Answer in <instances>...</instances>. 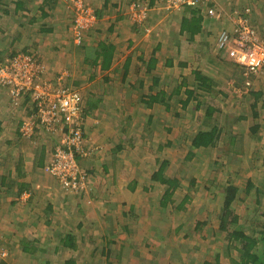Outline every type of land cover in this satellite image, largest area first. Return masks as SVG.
I'll use <instances>...</instances> for the list:
<instances>
[{"label":"rangeland","instance_id":"rangeland-1","mask_svg":"<svg viewBox=\"0 0 264 264\" xmlns=\"http://www.w3.org/2000/svg\"><path fill=\"white\" fill-rule=\"evenodd\" d=\"M75 1L76 0H57L56 5H54L53 9H49L48 11L50 13L49 15H51L50 19H52V27L53 31H55V35L61 36V39H64V42L66 44L63 43V46H68L65 49L66 51L69 50L68 52L70 56L63 53V55L61 54L59 55V57L63 59L64 63L61 64V68H66L70 74L73 73V75H75V82L73 83V77L70 76L69 84H73L76 90L80 89L79 92L83 98V103L92 100V102H94L95 104L94 110L88 111L87 114L84 113V110L82 111L81 133L82 136H84L86 132H89V138L94 137L97 134V136H100V139L97 142L93 143L92 140L90 142L89 139L86 140L85 138H82L81 146L83 149V155L81 154L80 158L84 163H86V161L88 163L91 162L97 167L98 171H101V166L96 163L98 162V160H101L102 157L105 158L104 154H106L107 156L109 155L108 146L111 145L115 147V149L117 148L116 146L122 148V151L114 153V155L121 156L120 158H118V160L121 161V166H123V176L119 177L122 180H120V182L118 181L117 189L112 188L109 190L110 195L114 196L115 194V197L111 200H113L114 203L118 204V207H121L119 210V215L116 217L115 224H112L111 227L112 230L114 228V230L116 231V236L113 234H110V236H115L119 241L117 242V244H120V241L125 239L124 237L126 236V232L124 231L125 233H121V229H123L125 225H128L129 229L131 228V232L127 235V237L132 244V248L136 250L137 256H135L134 254H132L130 258L123 256L121 260H117L116 262L117 258L115 257V254L118 253L116 245L107 246V243L105 241V243L102 244V247L105 246V250L111 252V264L213 263L214 259L212 257V253L214 246L206 247L204 244L198 245L199 243L197 244V246H195V243H197V237H194L192 234H190L188 235V238L185 239V237H183L185 232H189V229H191V226L195 221L202 220V217H204L202 214H204V212H212L209 219V221L211 222L210 228L211 230L213 229L216 232V218L218 216L216 213L220 208L219 194L222 189L229 184L242 186L249 178L253 183H255L257 182V179L259 181L264 177V170L259 167L260 162H253L252 159L248 160L250 158V154H253V152L257 150V148L260 149V147L255 146V143L253 144L249 142L247 136L243 137L244 131L241 130L242 126H239L238 128H236V130L234 129L235 131L240 133L236 134V136L238 135L237 137H239V139L236 140L235 145H228V139H225L219 145H217L218 148H216V150L207 152H200L199 150L197 152L198 156L194 157L191 161L185 160L186 151L183 150V146H180V143H176V139L182 137L181 139H186L187 143L189 144V140L197 130L203 127H208V124H200L201 122L197 121V114L200 113V111H198V113H195L191 110L192 108H194L196 102L190 101V103L187 104V107L183 111H181L182 104L180 102L184 101L186 98V95L183 93V91L185 89L191 90L193 88L192 83L194 79L192 77V72L199 69V71H202L203 73L209 75L214 79L217 88H221L226 91L229 89V81L238 77L239 68H236V66L226 57H217L224 62L223 66H218L217 64H210L208 62L210 59V53L206 55L202 54V49H209V47H211L209 52H211L212 50V45L210 44H212L211 42L214 33L218 32L220 29V22H218L219 18L217 17L219 12H216V16L214 15L216 19L213 18L209 20L206 18L209 21L206 20L207 24L205 25L203 33L199 37H196L198 40V44L202 46V48H198L196 50L197 56L192 51L187 54L185 57L188 61L187 63H184V67H179L174 64L172 69H167L161 67V63L159 64L158 68H161V71L159 72L161 76L164 73V76H166L167 79L173 77L175 80H177V85L180 83L182 77H186V81L188 84L183 87V90L179 95L168 98V102L172 109L170 114L163 111L161 109V105L156 104L152 105L151 107H147L145 106L144 102H139V98L142 94H148L147 88L148 86H150V80L144 78L143 76L144 71L142 70V65L140 64V62L135 60L133 62V66L131 67L130 73L127 75V77H123L119 61L122 62L125 59L124 58L122 60V58L126 55V52H129L130 56L139 54L140 50L138 52L136 49L132 51L131 49L124 50L126 45L124 41H121L122 38L117 40V49L120 52H123L124 50V53H122V56H119L120 59L116 61V64L117 62L119 63L114 67L113 71L107 74L102 73L106 74V78H103L102 76H99L97 78V75L93 72V80H95V78H97V80L90 84L91 75L89 76V74H91L94 69L89 73H84L83 76L81 75V73H79L83 71V67L81 66L80 62L76 63L74 60L78 52L77 48H74L75 45L73 43L74 37L72 31L74 20L76 19V11L74 7ZM82 1L85 6L94 14V9L90 4H88L89 2H87V0ZM138 1L139 0H126L125 6L120 7L121 12L118 14H115V12H111L112 16H105L104 12L106 11L102 12L103 15L101 14L100 22H107L106 19L110 21L112 17V20L115 22L121 21V19H123V24L133 28L132 30L135 31L134 36L137 37L133 36V38L137 39L136 43L141 41L142 38L143 41H149L150 39L151 41H153V36L154 40H156L158 35L155 34L154 30L155 28H160V26L162 25H165V31L175 28V26L177 25L175 21L180 17V14L178 12L182 9H169L167 4L162 0H156L155 5L151 7L150 12H148V1H146L143 6L145 7L147 12V18L141 24L132 21L129 8L136 2L138 3ZM260 1L262 2V0ZM258 2L259 0H257V2H254V0H217V7L220 11V16H223V14H225L224 11H232V13L240 12L245 15L248 14V23L256 26L259 22L257 19H255L254 16H252V10L254 9L253 5H256ZM258 11H260V7ZM60 13L62 14L59 18ZM35 14L39 15L36 12ZM106 15L108 14L106 13ZM254 15L256 16L255 13ZM55 23H57L56 26ZM260 23H262V19H260ZM58 24L61 25V32L59 31L60 29L58 28ZM95 26L96 23L91 28V30L83 34L84 40L90 38L89 35L94 32V29L96 28ZM0 28V52L4 53V50L2 48L8 47L10 44L13 45V43H11V37L13 38L14 36L9 35L8 32L11 31L10 29H3V27ZM125 30L127 31V29ZM21 32V38H28V36L30 35L29 30L21 29ZM32 33H35L34 29H32ZM12 35H14V33H12ZM113 36L117 37V33L112 35L111 32H105L101 34L100 40L106 38L107 42L108 38H113ZM160 38H162L161 35ZM160 38L158 37V40L163 41ZM180 39L184 40V38ZM203 42H206L208 46L204 48ZM17 44L18 42L16 41V45ZM168 45L170 44L168 43ZM168 45L165 42L163 43L164 47ZM22 46L23 44L19 43V46L17 47L9 46L8 50H14L12 51L16 52L14 54H18L22 51L39 54L37 47L36 50L34 48L29 50L28 48L21 49ZM16 48L20 49L16 50ZM7 54L8 53H6L5 55L7 56ZM168 55L171 56L172 53ZM44 66L46 68V64ZM47 71L48 70L46 69V72ZM56 75L57 72H54V77L53 75H51V78L55 79ZM47 78L51 79L49 77ZM141 80L145 81L142 85V88L140 89L138 88V84L141 83ZM99 88H104V90H101ZM169 92H171L170 89L166 91V94H168ZM90 94H94L95 96L92 97L90 96ZM99 94L102 96L100 100L96 97L99 96ZM193 96H196L195 92L193 93ZM197 96V99L200 102L206 103V99L209 96L212 97L213 93L206 94L205 96L202 95L204 96V99L202 98V96ZM215 100H217L221 105V101L218 98H216ZM237 101V99L236 101H234L231 98H227V100L223 102L222 109L224 110V112L222 111V113L217 116V120H219L221 124L231 126L232 116H230L229 114L237 115L239 113L240 106L237 104ZM147 116H152L153 118L151 124L149 125L146 124ZM167 129L168 132L166 131ZM111 134H113L112 138L114 140L116 139L115 141H108ZM36 135H38V138H43V140H45L49 136L46 135L45 132L37 130L32 139H34ZM48 138L51 139L52 144H56V140L54 137L49 136ZM166 140H169L171 142V146L165 145ZM160 144L164 145L162 151H159L157 149ZM259 145L261 146V144ZM101 146L107 147L104 149V151H102L103 148ZM236 152H239L236 154L237 156L234 154ZM244 156H246V166L250 168L251 171L246 172V175H243L245 173L239 171V162H243ZM163 159L168 161L167 168L164 170L165 176L170 178H177L180 183L179 185L181 186L173 196V205L177 206L182 201L185 195L189 197V200L184 204L181 210H173L172 216H169V213L171 212L170 208H167L165 211L156 214L157 211L153 206L154 203H157L156 199L162 195L164 187L157 183H154L153 185L155 186V188L150 189V185L152 184L150 177L152 173L157 171L159 167L158 162ZM214 162L218 163V165H216ZM253 166H256L257 168L254 169ZM84 168H88L89 170H91L88 165ZM84 168L79 166L80 171L86 178L83 190L76 193L75 197L71 199V201H68L69 199H66L69 202L68 210L70 211L75 208H73L75 204H77V207L79 206L77 200H81L84 195H87L89 199L95 198V200H99L98 198H101V193L98 191L99 189L94 192V189L91 187L92 184L90 182L91 178L93 177L92 174L91 177L89 174H87V171L83 170ZM132 172L133 176L130 175V173ZM127 175H130V178L137 180V185H135L132 190L130 189L125 192L120 188H122V186H125L122 185L125 184L122 181ZM191 179H193L194 181L197 180L198 184H200L201 186L197 187L196 191L189 187V180ZM54 180L56 179L54 178ZM130 180L131 179H129V181ZM56 185L51 186L50 184H48L46 187L47 191H44L41 188L34 192H36L35 198H37L38 201L40 200V202H43V200H52L56 208L55 212L59 214L61 207L57 205V202L58 200L63 199V195L61 194L60 190L56 188ZM261 191H263V189ZM208 192H218L217 198H215L214 200H210L206 195V193ZM90 193H92V195ZM88 198H86V200H88ZM238 200L239 202L234 206L235 212L239 213L240 210H242V216H244L240 220L239 226L248 227L250 225L249 218L252 215L259 216L261 209L259 208L254 211V198L250 195L245 196L243 193H241ZM87 203L89 205L91 204L90 201H87ZM131 207L132 210L130 212ZM149 208H152V213L154 216H156V219L159 216V221L150 218L151 215L148 218L147 215L148 212H150ZM120 213H126V216L123 217ZM134 216L137 217L134 218ZM182 222H184L182 228L180 230L176 229L180 223L182 224ZM100 228L101 230H103V235L109 234L105 232L104 226L102 224ZM154 228L158 229V231H156ZM101 230H99V233H101ZM208 233L210 234L211 231L209 230ZM216 235L218 240L221 241L222 236L217 232ZM173 241L177 245L178 250L172 252L173 248L171 247V243ZM97 245L100 248V242ZM95 246L96 245L89 246L88 249L90 250ZM180 246H183V249L187 250V252L191 251L193 260L185 257L186 252H184L183 249H179ZM215 247L218 248L216 245ZM165 248L166 250L162 252L161 250H164ZM177 251H179L181 257H176V254H178ZM87 256L88 253H85L81 257L86 258ZM1 258L2 257L0 256V261L3 262ZM101 259L103 261L105 260L104 257H102ZM50 264L52 263L50 262Z\"/></svg>","mask_w":264,"mask_h":264},{"label":"crops","instance_id":"crops-1","mask_svg":"<svg viewBox=\"0 0 264 264\" xmlns=\"http://www.w3.org/2000/svg\"><path fill=\"white\" fill-rule=\"evenodd\" d=\"M40 1L42 0H0V27H3V29H10L11 31L8 32L9 35L14 36L13 38L11 37V43H13V45L10 44L9 46L17 47L19 46V43H21L23 44L21 49L28 48L29 50H31L33 48H38V57L42 64H46V69L48 70L47 77L51 78V75H53L54 77V72H57L55 78L60 76L62 77V84L75 88L73 84H69V77H73L74 83L75 75H73V73L70 74L66 68H63L64 70L61 68V64L64 63L63 59L59 57V55H63V53L70 56L68 52L69 50L66 51L65 49L68 46H63V43L66 44L64 42V39H61V36L55 35V31H53L52 27V19H50L51 15L45 18L42 17V10L40 9L42 3L39 4ZM125 1L126 0H87V2H89L88 4L93 7L94 12H96V14L100 13V18L102 12L104 11H106L104 12L105 16H112L111 12H115V14L120 13V7L125 6ZM255 1L257 2V0H254V2ZM56 2L57 0H45V7L43 10L47 14H50L48 10L53 9L54 5H56ZM263 2V0L262 2L259 0L256 5H253L255 10H252V16H254L255 19H257L259 22L256 26L248 23V14L245 15L240 12L232 13V11H224L225 14H223V16H220V11L216 6L215 11L217 13L219 12L217 17L219 18L218 22H220V29L218 32L214 33V36L212 34L213 39L211 43L213 44L215 42L214 40H216L218 34L222 30L234 32L238 18L245 19L248 25L255 31L256 35L259 38H263ZM259 7L260 11H258ZM207 8L208 7L203 8L204 13ZM186 9L187 8L184 7L181 11L178 12L180 14V17L175 21V23L178 24L180 22L181 16H183L184 14L186 15ZM35 12L39 15H36ZM106 13L108 15H106ZM204 13L203 15L201 13L203 20L202 30H204L207 21L213 19L206 16ZM254 13L256 14V16L254 15ZM61 14L62 13L59 14V18ZM100 18L96 22V28L94 29V32L89 35V39L84 40L82 46L76 47L77 44L73 41L75 45L73 46L74 48H77L78 52L74 60L76 63L80 62L81 66L83 67V71L79 72L82 76L84 73H89L94 69L91 74H89V76H94V72L97 75V78L99 76L106 78V74L113 71L114 67L117 66L119 62L122 65L126 58L129 57L132 58V60H135V57L140 55V53L142 54L143 59L145 61L147 60L148 55L146 56V54L150 51V45L148 44L152 42L151 39L149 41H143L142 38L141 41L136 43L137 39L133 38V36L135 35V31L132 30L133 28L124 25L123 19H121V21H118V23L113 21L112 17L110 21L106 19L107 22L102 23L100 22ZM206 18L209 20H207ZM260 19H262V23H260ZM56 24L57 23H55V26ZM31 27L32 29H34L35 33H32ZM41 27L50 29L51 33H37V29H40ZM58 28L61 32L60 24H58ZM175 28H177V25L175 26ZM21 29L30 31V35L28 36V38H21ZM125 29H127V31ZM105 32H111L112 35L117 33V37L113 36V38H108L107 42L106 38L100 40L101 34ZM12 33H14V35H12ZM121 38V41H124L126 45L124 50L131 49L132 51L136 49L137 52L141 49L144 50L143 52L139 51V54L130 56L129 52H126V55L122 58V60L124 58L125 59L122 62H117L116 64V61L120 59L119 56H122V53H124V50L123 52H120L117 49V40ZM195 40L197 44V38H195ZM16 41L18 42L17 45ZM99 43L108 45L110 44L114 48L112 63L107 71H100L99 67L92 69L91 62L93 61L94 56H92L93 53L91 54V51L97 49ZM9 46L2 48L4 50L3 56L6 53H8L7 56L15 55L14 53L16 52H12L14 50H8ZM18 49L20 48H16V50ZM207 49H205L204 55L209 53L211 47H209L208 50ZM28 53L30 52L22 51L18 54ZM4 57H6V55ZM242 72V69H239L238 77L229 81V85L227 84L229 89L226 92L227 97L223 98V101H221V108L223 107V102L226 101L227 98H231L234 101H236V99L238 100L237 104L240 106L239 113L237 115H229L232 116L233 121L234 119H240V121L244 123L243 137L247 136L249 142L253 144L255 143V146L260 147V149L257 148V150L253 152V154H250V158L248 160L252 159L253 162H260L259 167L261 168L263 166L262 160L264 158V66L260 71L256 72L255 74H250L246 78L244 77ZM143 74L144 78L150 80V74H146L145 72ZM97 78H95V80H97ZM90 79V84H92L95 80H93L92 78ZM144 81L145 80H141L140 82L144 84ZM246 82L249 83L248 86H246ZM99 89L104 90V88ZM90 96L94 97L95 95L90 94ZM96 97L99 98V100L100 98H102L100 94ZM205 105L206 103H203L201 107H205ZM30 111L31 102L27 97L21 99L19 106L17 108H14L11 105L6 89H2V87H0V256L2 257L1 260L3 261H0V264H35L36 262H38L39 259H37L38 257L36 258V254H34L35 252L31 253L32 250L30 248L29 250L22 249V244H24V247L41 246V248L46 251L43 256L45 258V261H47V263L51 262L52 264H59L60 262H62L63 258H66L69 255L67 252L63 254L60 252V250H56V247H60L61 245L59 242V238H62V235L72 233L73 235L77 234L79 237L83 236L82 239L86 240V244L84 245V247L88 249L89 246L93 245H96L95 247H98L97 244L99 242L101 244L100 247H102V244L105 243L108 234L103 235V230H101L100 228L101 224L104 226L105 232L111 235L116 234L114 228L113 230L111 229L112 226L110 222H113L115 224L116 217L119 215V210L121 207H118V204L114 203L113 200H111L115 197V194L114 196L110 195L109 190L112 188L117 189L118 181L120 182V180H122L119 177L123 176V166H121V161L118 160V158H120L121 156L114 155V153L122 151V148L116 146L117 148L115 149V147L111 145L108 146L109 155L107 156L106 154H104L105 158L102 157L101 160H98V162L96 163L101 166V171H98L97 167L91 162L88 163L86 161V163H84L83 161H81V159H78L80 167L84 168L87 165L90 167L91 170H89L88 168H84L83 170L87 171V174H89L90 176L92 174L93 177H91L93 178V180L91 178V187L94 189V192L99 189L98 191L101 193V198H98L99 200H95V198L89 199L87 195H84L81 200H77V203L79 204L78 207L81 208H78L76 206L77 204H75V206H73V208H75L70 211L68 210V201H71V199H73L75 197V194L78 192L73 194L70 192H64L61 189L59 183L54 180L53 177L44 172V167L47 164L54 147V143L52 144L51 139H49L48 137L53 136L49 135L45 140H43V138H38L37 136L39 134L36 135L34 139H24L20 136V124L23 119L27 118L30 115ZM222 111L224 112L223 109ZM240 121L238 122L240 123ZM253 128L255 131L252 134ZM88 135L89 132H86L84 134V138L86 140L89 139L90 142L92 140V142L95 143L100 139V136H97V134L94 137L90 138L88 137ZM112 135L113 134L109 136L108 141L116 140L112 138ZM259 144H261V146ZM106 147L107 146H103L102 151H104ZM197 152L198 150L192 151V153L195 154L194 157L198 156ZM245 161L246 156H244L243 163H245ZM247 168V166L244 168L239 166V171L245 173L243 175H246V172H251L250 168ZM253 168L255 169L257 167L253 166ZM130 175L133 176V172L130 173ZM130 175L124 177L122 181L123 183H125L122 185L125 186H122V188L119 187L125 192H127V190H130L131 188L133 189V183L134 181H137L133 178H130ZM129 179L131 180L129 181ZM255 183V189L261 190L262 188H260L258 182ZM48 184H50L51 186H55L57 184L56 188H58L63 195V199H60L57 202V205L61 207L59 214L55 212L56 208L52 200H43V202H40V200L38 201V199L35 198L36 192L34 191L41 188L44 191H47L46 187ZM195 185L197 187H201L200 184H198L197 180H195ZM90 194L92 195V193ZM86 198H88V200H86ZM259 198L261 199L262 197L259 196ZM66 199L69 200L67 201ZM255 199L257 198L255 197L254 200ZM87 201H90L91 204L89 205ZM49 204L51 208L48 207ZM254 209V211H256L257 208L254 207ZM131 210L132 207L130 208V212ZM120 214H122L121 216L123 217L126 216V213ZM254 216L255 218L260 217L258 215ZM252 217L250 219H253ZM108 225L109 228L107 227ZM245 228L246 226L243 227L244 230H246ZM99 230H101V233H99ZM87 242L88 244L92 242L96 243L87 245Z\"/></svg>","mask_w":264,"mask_h":264},{"label":"trees","instance_id":"trees-1","mask_svg":"<svg viewBox=\"0 0 264 264\" xmlns=\"http://www.w3.org/2000/svg\"><path fill=\"white\" fill-rule=\"evenodd\" d=\"M149 3L147 5L148 12L151 11V7L155 5L156 0H148ZM163 1V0H162ZM146 0H139L138 3L143 6L145 4ZM42 3V6H40V9L42 10V17H48L49 14H47L43 9L45 7V0H42L39 2V4ZM137 3V2H136ZM210 6V5H209ZM211 6H214L211 4ZM210 6V7H211ZM186 7V6H185ZM206 6L198 5L195 7H186V15L184 14L181 16L180 22L177 24V28L167 30L165 31V25L160 26V28H155V34L158 35V37L163 41L158 40V37L156 40L148 44L150 45V51L146 54L148 57L145 61L142 57V54L135 57L136 61L140 62L142 65V70L146 74L151 75L150 79V86H148V94H142L140 96L139 102H144L145 106L151 107L152 105H161V109L165 111L166 113L171 114V106L168 102V98L179 95L181 91L183 90V87H185L187 84L186 77H182L180 80V83L177 85L176 81L173 77L170 79H167L166 76H164V73H159L161 71V68L159 67V64L161 63V67L172 69V67L175 65L179 67H184V63H187L186 55L189 54L191 51L195 53L197 56L196 50L198 48H202L200 44H196V36H199L202 34V27H203V20L202 15L204 13L203 8ZM216 6H214L215 9ZM184 8V7H182ZM180 8L179 10H181ZM185 12V10H184ZM202 13V15H201ZM216 13V11H215ZM95 15V23L100 18V13ZM206 16L209 17L207 13H205ZM215 15V14H214ZM264 17V14H263ZM211 18H215L212 16ZM95 25V24H94ZM90 29H88L86 32H88ZM85 32V33H86ZM37 33L39 34H50V29L41 27L40 29H37ZM84 33V34H85ZM180 38H184V40H181ZM215 41V40H214ZM84 42V36L81 37V40L79 41V44L76 46H82V43ZM170 44L168 46H163V43ZM214 44V43H213ZM212 44V46H213ZM208 45L206 42H203V47H207ZM35 49V48H34ZM36 50V49H35ZM144 50V49H143ZM143 50H140L143 52ZM114 48L112 45L99 43L97 46V49H94L91 51L92 56H94L92 64L93 68H98L100 71H107L112 63L113 59V52ZM202 54L204 55L205 49H202ZM169 56L168 54H171ZM210 53V64H217L218 66H223L224 62L221 61L218 56H221L218 53H214L213 51ZM212 53V54H211ZM2 54V55H1ZM145 54V53H144ZM16 55V54H15ZM28 55L33 56V58H36L40 63H42L38 57V54L28 53ZM3 53L0 52V59H3ZM161 59V60H160ZM135 60H132V58H126V60L121 65L120 68L122 71L123 77H127V75L131 71V67L133 66V62ZM163 71V69H162ZM135 74V73H134ZM193 77V83H192V89L187 90L185 89L183 93L186 95V98L184 101H181V111H183L187 104L190 103V101H196L195 108H192L191 110L197 114V121L201 122L200 124H208V127H203L199 130H197L191 139L189 140V144L187 143V140H182L181 138L176 139V143H180V146H183V150L186 151L185 160L191 161L194 157V153H192L193 150H200L201 151H212L219 145L223 140L228 139V145L231 144L232 146L235 145L236 140L239 139V137L236 136V134H240L239 132L235 131L236 128L239 126H242L241 130L244 129L243 122L240 121V119H233L231 120V126L230 125H223L220 123L219 120H217V116L222 113V108L220 103L215 100L218 98L220 101L223 100V98L227 97L226 90H223L221 88H217L216 82L213 78H211L209 75L203 73L202 71H199V69L192 72ZM90 78H94L91 76ZM167 79V80H166ZM138 88H142V82L138 84ZM223 88V87H222ZM4 89V88H2ZM170 89L171 92L166 94V91ZM7 91V90H6ZM196 93V96H193V93ZM213 92L212 97H208L206 99V105L205 107H201L203 104L200 102L197 98L202 95L211 94ZM168 96V97H167ZM204 96L202 98L204 99ZM93 103V104H92ZM84 113L87 114L88 111L94 110L95 104L94 102L87 101L85 103H82ZM86 108V109H85ZM162 112V111H161ZM177 115V114H176ZM224 116V115H223ZM85 119V116H84ZM83 119V120H84ZM153 118L152 116L146 117V124H151ZM240 121V123L238 122ZM235 129V130H234ZM168 132V129L166 130ZM254 128L252 130V134L254 132ZM54 137V136H53ZM85 136H82L84 138ZM57 142V141H56ZM165 145L171 146V142L169 140H166ZM163 144L159 145L157 149L159 151L163 150ZM239 153H234L235 155ZM237 156V155H236ZM235 157V156H234ZM77 159H81L78 157ZM185 161V162H186ZM263 166L261 169L264 170V158H263ZM159 163V167L157 171L152 173L150 180L152 181V184L150 185V189L155 188L153 185L154 183H157L164 187L162 195L156 199V204L154 203L153 206L155 207V210L157 211L156 214L165 211L167 208L171 209V212L169 213V216H172L173 210H181L184 204L189 200V197L185 195L182 199V201L177 205H173V196L175 192L181 187L179 184V181L177 178H170L166 177L164 174V170L167 168L168 161L163 159ZM215 163V162H214ZM240 167L244 168L246 167L245 163L242 161L239 162ZM218 165V163H215ZM237 168V167H235ZM249 169V168H247ZM262 170V171H263ZM128 176V175H127ZM257 182L260 186V188L263 189V191L259 189H255L254 183L250 180H246V182L240 186L235 184H229L226 185L222 191L220 192V202H219V210L217 211V228L216 232L221 235V241L218 240L216 237V232L210 228V215L212 212H204L202 214L204 217H202V220L195 221L193 225L191 226V229H189V232L186 231L184 236L185 239L188 238V235L192 234L194 237H197V243H195V246L198 245H205L207 246H214L213 247V263H205V264H264V177L260 179ZM189 187H191L194 191L197 190V186L195 185V181L193 179L189 180ZM137 185V182L134 181L133 187ZM132 190V188H131ZM261 191V192H260ZM218 192H208L207 197L210 200H214L217 198ZM243 193L245 196H252L253 198H257L254 200V206L257 209H261L259 216L255 218L254 215L251 217L253 219L249 220V226L246 227L244 230L243 227H240V220L244 217L242 216V210H240L239 213L235 212V204L239 202V195ZM259 196L262 198L260 199ZM50 204H49V206ZM152 209V208H151ZM150 209V212H148V218L156 219L152 213V210ZM137 216H134L136 218ZM140 217V216H139ZM159 221V216L156 219ZM107 223V222H106ZM111 226L114 225L113 222H110ZM164 223V222H163ZM184 225V222L182 224L180 223L176 229H181ZM109 228V225L107 226ZM157 227V226H156ZM206 227V228H203ZM203 228V229H202ZM156 231L158 229L154 228ZM211 231L209 234L208 231ZM121 233H125V239L120 241V244H117L119 242L115 236H108L106 237V243L108 245H116V249L118 250V253L115 254L116 262L117 260H121L123 256H126L127 258H130L132 254L136 255V250L132 248L131 242L128 240L127 235L131 232V228L129 229L128 225H125L123 229H121ZM125 231V232H124ZM160 231V229H159ZM177 231V230H176ZM199 233V234H198ZM199 237H198V235ZM83 236L79 237L77 234H64L62 235V238H59L60 247L57 246L56 250L61 253H68V257L63 258L61 264H111L110 260V251L105 250V246L103 247H95L94 249H87L84 247L86 244V240L82 239ZM155 241V240H154ZM95 242H92L90 244H93ZM87 242V245H90ZM171 247L173 248V251L178 250L177 245L173 241L171 243ZM22 249L29 250V248L32 250L31 253L36 254V258L39 259L38 262L35 264H50V262L47 263L45 261L44 253L46 252L41 248V246H26L24 247V244H22ZM215 245L218 247L216 248ZM128 247V248H127ZM179 249H183V246H180ZM55 250V251H56ZM166 248L161 250L162 252L165 251ZM185 257H187L190 260H193V256H191V251L184 250ZM88 253V256L86 258H83V254ZM97 253V254H95ZM178 254H176V257H181L179 251H177ZM104 257L105 260L103 261L101 258ZM42 259V260H41ZM31 260V259H30ZM33 262V260H32Z\"/></svg>","mask_w":264,"mask_h":264},{"label":"built area","instance_id":"built-area-1","mask_svg":"<svg viewBox=\"0 0 264 264\" xmlns=\"http://www.w3.org/2000/svg\"><path fill=\"white\" fill-rule=\"evenodd\" d=\"M163 1L174 10L185 6H206L205 13L209 17L214 16V6H217V0ZM75 2L76 19L72 31L74 42L79 44L83 34L94 26L96 18L82 0ZM129 12L131 20L136 23L141 24L147 18L145 7L138 3L131 5ZM211 51L242 69L245 78L264 66V37L259 38L243 18H238L234 32L222 30L218 34ZM46 74L44 64L28 54L0 59V87L7 90L11 105L18 107L24 97L31 102L30 115L19 127L20 136L31 139L37 130H41L56 138L44 172L54 177L64 192L73 194L82 190L86 181L77 159L83 153V98L78 90L62 84V77L48 79Z\"/></svg>","mask_w":264,"mask_h":264},{"label":"clouds","instance_id":"clouds-1","mask_svg":"<svg viewBox=\"0 0 264 264\" xmlns=\"http://www.w3.org/2000/svg\"><path fill=\"white\" fill-rule=\"evenodd\" d=\"M235 65V64H234ZM236 66V65H235ZM237 67V66H236ZM237 68H239V67H237ZM240 69V68H239Z\"/></svg>","mask_w":264,"mask_h":264}]
</instances>
